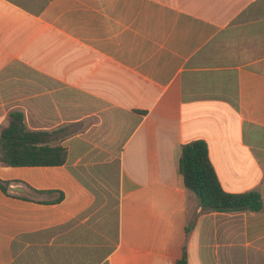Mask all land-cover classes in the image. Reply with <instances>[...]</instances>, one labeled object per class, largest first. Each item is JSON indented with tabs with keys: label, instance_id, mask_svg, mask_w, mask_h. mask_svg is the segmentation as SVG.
I'll return each mask as SVG.
<instances>
[{
	"label": "crops",
	"instance_id": "0c3cea01",
	"mask_svg": "<svg viewBox=\"0 0 264 264\" xmlns=\"http://www.w3.org/2000/svg\"><path fill=\"white\" fill-rule=\"evenodd\" d=\"M13 111L67 160L0 166L28 192L0 188V264H264V209L204 212L180 171L203 140L264 201V0H0Z\"/></svg>",
	"mask_w": 264,
	"mask_h": 264
},
{
	"label": "trees",
	"instance_id": "16d2710c",
	"mask_svg": "<svg viewBox=\"0 0 264 264\" xmlns=\"http://www.w3.org/2000/svg\"><path fill=\"white\" fill-rule=\"evenodd\" d=\"M7 123L0 132V166L54 167L66 163L67 150L51 144V138L65 129L32 131L21 111L11 112ZM180 171L186 188L197 196L204 212H261L264 209L262 195L257 191L231 194L223 189L211 163L208 145L203 140L183 146ZM10 185L11 182L0 179L4 193L8 194ZM178 264H188L186 249Z\"/></svg>",
	"mask_w": 264,
	"mask_h": 264
},
{
	"label": "water",
	"instance_id": "95a60500",
	"mask_svg": "<svg viewBox=\"0 0 264 264\" xmlns=\"http://www.w3.org/2000/svg\"><path fill=\"white\" fill-rule=\"evenodd\" d=\"M10 192H12L14 194H21V195L28 193L27 190L20 185L10 187Z\"/></svg>",
	"mask_w": 264,
	"mask_h": 264
}]
</instances>
